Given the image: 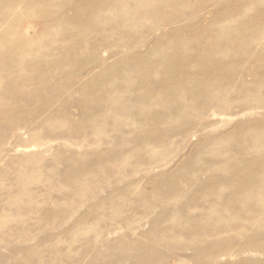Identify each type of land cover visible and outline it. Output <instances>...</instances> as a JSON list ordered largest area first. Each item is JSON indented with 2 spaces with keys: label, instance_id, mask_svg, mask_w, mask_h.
Returning a JSON list of instances; mask_svg holds the SVG:
<instances>
[{
  "label": "rangeland",
  "instance_id": "1",
  "mask_svg": "<svg viewBox=\"0 0 264 264\" xmlns=\"http://www.w3.org/2000/svg\"><path fill=\"white\" fill-rule=\"evenodd\" d=\"M0 264H264V0H0Z\"/></svg>",
  "mask_w": 264,
  "mask_h": 264
},
{
  "label": "bare ground",
  "instance_id": "2",
  "mask_svg": "<svg viewBox=\"0 0 264 264\" xmlns=\"http://www.w3.org/2000/svg\"><path fill=\"white\" fill-rule=\"evenodd\" d=\"M118 4V3H117ZM48 5V4H47ZM60 5H62V4H60ZM52 6V5H51ZM49 7V8H53V7ZM63 6V5H62ZM31 7V6H30ZM46 7V6H45ZM155 9V8H154ZM46 11V10H45ZM50 11V10H49ZM44 12V11H43ZM44 15V14H43ZM46 15V14H45ZM59 17V16H58ZM256 19V18H255ZM59 20V19H58ZM63 21V20H62ZM99 21V20H98ZM247 22V21H246ZM245 23V22H244ZM61 24H62V22H61ZM238 24V23H237ZM247 24V23H246ZM65 25V24H64ZM69 26V25H68ZM240 28V27H239ZM245 27L243 26V29H244ZM251 28V27H250ZM66 30V29H65ZM18 33V32H17ZM63 34H65V33H63ZM236 34V33H235ZM230 35V34H229ZM231 37V36H230ZM243 40V39H242ZM252 40V39H251ZM12 43V42H11ZM243 43H245V42H243ZM14 44V43H13ZM25 44V43H24ZM28 44H30V43H28ZM28 44H26V45H28ZM33 44V43H32ZM211 44V43H210ZM250 44V43H249ZM16 45V44H15ZM24 46V45H23ZM41 46V45H40ZM215 46V45H214ZM217 46V45H216ZM19 47V46H18ZM21 47V46H20ZM30 47H32L31 45H30ZM166 48V47H165ZM161 49V48H160ZM230 49V48H229ZM241 49V48H240ZM229 51V50H228ZM231 51V50H230ZM164 52V51H163ZM184 52V51H183ZM32 53V52H31ZM232 53V52H231ZM189 54V53H188ZM238 54V53H237ZM2 56V55H1ZM187 56V55H186ZM11 57H13V56H11ZM170 57V56H169ZM7 58V57H6ZM5 58V59H6ZM10 58V57H9ZM14 58H12V60H13ZM58 60V59H57ZM213 60V59H212ZM263 60V59H262ZM3 61V60H2ZM18 61L19 60H17V63H18ZM60 61V60H59ZM57 62V61H56ZM12 63V62H11ZM20 63V62H19ZM32 63H33V61H32ZM54 63V62H53ZM22 64V63H21ZM57 64H58V62H57ZM194 64V63H193ZM22 65H26V64H22ZM21 65V66H22ZM31 65V64H30ZM36 66V65H35ZM38 66V65H37ZM188 66V65H187ZM33 67V66H32ZM161 67V66H160ZM3 68V67H2ZM24 68H26V67H24ZM34 68V67H33ZM32 68V69H33ZM39 68V67H38ZM13 69H14V67H13ZM26 70H27V68H26ZM38 70V69H37ZM46 70V69H45ZM132 72V71H131ZM49 73V72H48ZM50 74V73H49ZM44 75V74H43ZM18 77V76H17ZM24 77V76H23ZM28 77V76H27ZM40 77H42V76H40ZM10 78V77H9ZM22 79V78H21ZM126 79V78H125ZM19 80V79H18ZM2 82V81H1ZM11 82V81H10ZM41 82V81H40ZM40 82H38V83H40ZM4 83V82H3ZM34 83V82H33ZM11 84V83H10ZM18 85V84H17ZM6 86V85H5ZM13 87V86H12ZM10 88V87H9ZM38 89V88H37ZM10 91V90H9ZM17 91H18V89H17ZM39 91V90H38ZM19 92V91H18ZM23 93V92H22ZM9 94V93H8ZM18 95V94H17ZM22 95V94H21ZM32 96V95H31ZM26 97V96H25ZM24 98V97H23ZM154 98V97H153ZM51 99V98H50ZM87 99V98H86ZM19 101V100H18ZM88 101V100H87ZM47 102V101H46ZM22 103V102H21ZM47 104V103H46ZM4 115V114H3ZM3 121V120H2ZM1 121V122H2Z\"/></svg>",
  "mask_w": 264,
  "mask_h": 264
}]
</instances>
